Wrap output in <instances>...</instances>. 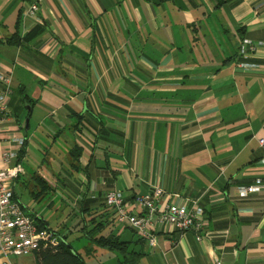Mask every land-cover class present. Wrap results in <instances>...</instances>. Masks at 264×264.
Returning <instances> with one entry per match:
<instances>
[{
    "label": "crops",
    "instance_id": "crops-1",
    "mask_svg": "<svg viewBox=\"0 0 264 264\" xmlns=\"http://www.w3.org/2000/svg\"><path fill=\"white\" fill-rule=\"evenodd\" d=\"M33 2L41 24L21 14ZM15 32L19 44L5 43ZM244 41L257 44L246 56ZM0 72L13 114L0 169L22 165L12 189L28 214L53 229L24 188L70 199L91 240L126 243L107 264H264V0H0ZM155 186L167 203L197 204L203 227L159 232L150 249L104 194L131 202Z\"/></svg>",
    "mask_w": 264,
    "mask_h": 264
},
{
    "label": "built area",
    "instance_id": "built-area-1",
    "mask_svg": "<svg viewBox=\"0 0 264 264\" xmlns=\"http://www.w3.org/2000/svg\"><path fill=\"white\" fill-rule=\"evenodd\" d=\"M21 14L24 18L42 23L36 2L25 4ZM256 45L244 41L240 54H250ZM237 67L246 70L248 64L241 63ZM10 92V74L0 72V134L3 123L10 120L12 115L9 108ZM258 144L264 151V138H259ZM14 155L8 150L3 151L1 160L7 163ZM23 172L19 163L0 169V253L6 258L29 256L40 247H55L60 242L57 233L47 229L38 230L33 217L13 198L12 184ZM259 185L260 180L256 179L254 184L242 187L241 194L245 196L256 193ZM167 196L161 187L155 186L134 197L131 202H126L118 190H110L104 194V203L112 210L113 217L119 224L131 228L153 249L156 245L155 235L159 232H198L203 227L202 210L197 204L187 206L167 203ZM213 264L221 262L214 259Z\"/></svg>",
    "mask_w": 264,
    "mask_h": 264
},
{
    "label": "rangeland",
    "instance_id": "rangeland-1",
    "mask_svg": "<svg viewBox=\"0 0 264 264\" xmlns=\"http://www.w3.org/2000/svg\"><path fill=\"white\" fill-rule=\"evenodd\" d=\"M25 165L26 163H24ZM37 167H40L39 169L45 173L46 168L43 166L30 164L27 168L34 171ZM54 169L58 170L57 168ZM30 190L29 187L24 188L23 192L25 194L22 200L29 203V207H33L34 211H37L47 219L53 229H56L61 234H65L71 248L82 256L86 264H107L109 260L111 261L115 258L112 255L114 254L113 252L97 246L88 237L89 233H86V229L83 227L82 214L70 199L66 197L60 199L59 194H56L53 198L47 197V194H42L40 197V194H37L35 199H31ZM37 198L38 201H36ZM67 219L68 221H66ZM31 257L32 255L24 256L22 259L26 261L31 259Z\"/></svg>",
    "mask_w": 264,
    "mask_h": 264
},
{
    "label": "trees",
    "instance_id": "trees-1",
    "mask_svg": "<svg viewBox=\"0 0 264 264\" xmlns=\"http://www.w3.org/2000/svg\"><path fill=\"white\" fill-rule=\"evenodd\" d=\"M19 40H20L19 35L17 34V32H15L11 38L5 39L4 42L7 44H11V45H17L19 44ZM21 101L24 103H29L30 100L26 95H24ZM35 179L38 182L44 183V181L41 180L40 177H35ZM39 194H40L39 195L40 197L41 193ZM13 198H14V195H13ZM33 220L38 230L47 229V230H50L56 233V231L53 230L52 228H49L47 224L45 223V221H43L42 219L38 217H33ZM88 222L93 224L92 230H95L99 225L102 224L101 222L96 223L95 216H92V215L89 216ZM84 225L86 226L87 223H85ZM84 225L83 227L85 228ZM92 241L97 246L108 249V250H118L122 252L124 251L126 247L125 242L120 241L118 238L114 239L109 236L100 235V236L93 238ZM33 255L35 257L36 264H86L82 256L78 252L74 251L71 248L70 244L66 241L65 237H62V236H60V242L58 243L57 246L40 247L38 250L33 252Z\"/></svg>",
    "mask_w": 264,
    "mask_h": 264
},
{
    "label": "water",
    "instance_id": "water-1",
    "mask_svg": "<svg viewBox=\"0 0 264 264\" xmlns=\"http://www.w3.org/2000/svg\"><path fill=\"white\" fill-rule=\"evenodd\" d=\"M26 124H27V121H26Z\"/></svg>",
    "mask_w": 264,
    "mask_h": 264
}]
</instances>
